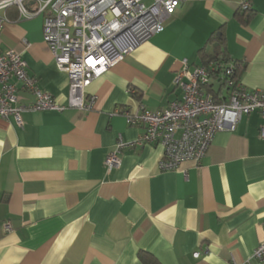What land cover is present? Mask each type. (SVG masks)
I'll return each instance as SVG.
<instances>
[{"label": "crops", "instance_id": "crops-1", "mask_svg": "<svg viewBox=\"0 0 264 264\" xmlns=\"http://www.w3.org/2000/svg\"><path fill=\"white\" fill-rule=\"evenodd\" d=\"M2 14L0 51L20 53L40 89L67 105L69 79L44 40V17L21 19L15 7ZM219 52L241 65L246 90L264 92V0H184L160 33L88 89L97 96L91 111H25L22 125L0 119V264H145L140 254L158 264H264L254 258L264 241L261 114L218 132L199 163L163 171V148L147 145L124 150L120 168L105 166L119 140L144 132L124 113L180 101L184 61L205 67Z\"/></svg>", "mask_w": 264, "mask_h": 264}, {"label": "built area", "instance_id": "built-area-1", "mask_svg": "<svg viewBox=\"0 0 264 264\" xmlns=\"http://www.w3.org/2000/svg\"><path fill=\"white\" fill-rule=\"evenodd\" d=\"M183 1L151 0L148 4L147 0H0V34L9 22L2 13L12 7L17 8L21 19L43 16L44 40L57 67L69 79L68 103L57 104L28 74V65L20 53L0 51V119L12 118L22 125L25 111H91L97 96L88 89L139 45L160 33ZM242 8L249 9V4L244 3ZM184 64L175 78L183 94L180 101L159 112L144 109L124 113L128 124L142 127L144 132L136 142H117L106 157L108 171L121 167L124 150L147 145L163 148V171L177 170L187 161L199 163L218 132L235 130L244 115L257 112L264 117L263 91L235 87L229 79L228 101L218 103L212 94L205 93L204 86L213 81L209 68L191 70L187 61ZM230 75L232 67L226 69V77ZM19 90L31 93L35 102L20 104ZM260 138L264 140V126ZM6 231H10L9 225ZM254 258L264 262V241L255 250Z\"/></svg>", "mask_w": 264, "mask_h": 264}, {"label": "trees", "instance_id": "trees-1", "mask_svg": "<svg viewBox=\"0 0 264 264\" xmlns=\"http://www.w3.org/2000/svg\"><path fill=\"white\" fill-rule=\"evenodd\" d=\"M250 12V9H241L239 14L242 16L245 15L246 17L243 18L248 19ZM205 67L209 68L210 76L213 78V81H217L218 87H216V89L215 85L210 82L204 86V89H207L213 94L216 102H221L220 94H222L223 91L228 93L227 82L229 79L234 82L235 87H243L239 75L242 68L241 65L231 61L224 52H219L218 54L213 55L206 63ZM230 67H232V75L226 77V69H229ZM140 258L145 264H158L156 263V260L149 255L140 254Z\"/></svg>", "mask_w": 264, "mask_h": 264}, {"label": "rangeland", "instance_id": "rangeland-1", "mask_svg": "<svg viewBox=\"0 0 264 264\" xmlns=\"http://www.w3.org/2000/svg\"><path fill=\"white\" fill-rule=\"evenodd\" d=\"M216 87H218V84H216Z\"/></svg>", "mask_w": 264, "mask_h": 264}]
</instances>
